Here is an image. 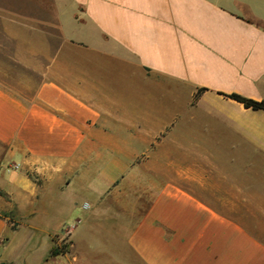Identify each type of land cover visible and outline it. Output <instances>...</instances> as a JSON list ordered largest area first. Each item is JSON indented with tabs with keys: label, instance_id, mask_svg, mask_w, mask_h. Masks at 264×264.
I'll list each match as a JSON object with an SVG mask.
<instances>
[{
	"label": "crops",
	"instance_id": "crops-1",
	"mask_svg": "<svg viewBox=\"0 0 264 264\" xmlns=\"http://www.w3.org/2000/svg\"><path fill=\"white\" fill-rule=\"evenodd\" d=\"M231 94L264 100V0H0V264H264V111Z\"/></svg>",
	"mask_w": 264,
	"mask_h": 264
},
{
	"label": "rangeland",
	"instance_id": "rangeland-1",
	"mask_svg": "<svg viewBox=\"0 0 264 264\" xmlns=\"http://www.w3.org/2000/svg\"><path fill=\"white\" fill-rule=\"evenodd\" d=\"M6 82V81H5ZM12 82V81H11ZM13 83V82H12ZM5 153V150L0 148V157L1 155ZM1 164V162H0ZM12 168L11 163L8 165V168ZM77 191V189H75ZM78 194V192H76V195ZM63 196H64V201H68V202H74V184L70 185L68 188H66L65 192H63ZM79 197H81L79 194L77 195ZM87 197L89 198L90 195L87 194ZM82 203V202H81ZM15 210H12L10 212V215L12 217L16 216V212H14ZM28 213L31 214H35L34 218H37V220H42V219H48V218H54L56 217L58 220L56 221V224L53 225V227H59L60 224H62V232L61 234L64 236V239L62 241V244H65L68 246V241H67V237L64 234L67 229H69L72 225H74V210H70V209H64L60 214H54V209L51 207H45L43 206H39L38 208L32 209V211L30 212V210H27V215ZM19 233H23L22 230H20Z\"/></svg>",
	"mask_w": 264,
	"mask_h": 264
},
{
	"label": "trees",
	"instance_id": "trees-1",
	"mask_svg": "<svg viewBox=\"0 0 264 264\" xmlns=\"http://www.w3.org/2000/svg\"><path fill=\"white\" fill-rule=\"evenodd\" d=\"M229 98L241 103L245 108H251L253 110H263L264 111V100L255 101L249 98L242 97L237 94H231L228 96ZM2 217H11L10 213H2L0 214ZM67 252V245H54L50 250V256H57L59 254Z\"/></svg>",
	"mask_w": 264,
	"mask_h": 264
}]
</instances>
